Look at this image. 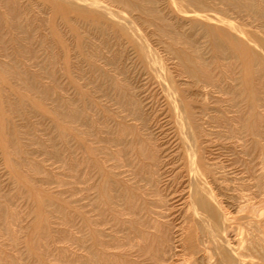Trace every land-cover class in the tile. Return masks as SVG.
<instances>
[{"label":"bare ground","instance_id":"6f19581e","mask_svg":"<svg viewBox=\"0 0 264 264\" xmlns=\"http://www.w3.org/2000/svg\"><path fill=\"white\" fill-rule=\"evenodd\" d=\"M0 264H264V0H0Z\"/></svg>","mask_w":264,"mask_h":264}]
</instances>
